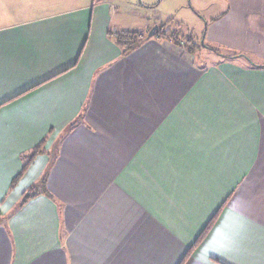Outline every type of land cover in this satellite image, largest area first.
<instances>
[{"label": "crops", "instance_id": "crops-1", "mask_svg": "<svg viewBox=\"0 0 264 264\" xmlns=\"http://www.w3.org/2000/svg\"><path fill=\"white\" fill-rule=\"evenodd\" d=\"M212 2L207 42L264 62V0ZM116 3L0 0V264H181L217 213L183 264H264V69L125 54Z\"/></svg>", "mask_w": 264, "mask_h": 264}, {"label": "rangeland", "instance_id": "rangeland-1", "mask_svg": "<svg viewBox=\"0 0 264 264\" xmlns=\"http://www.w3.org/2000/svg\"><path fill=\"white\" fill-rule=\"evenodd\" d=\"M116 4L118 21L126 31L143 32L147 36L158 26L160 32L169 36L192 39L195 46L200 47L198 52L202 56L219 57L203 47L204 42L209 44L206 29L207 16L212 14V0H119ZM154 38L165 39L160 34Z\"/></svg>", "mask_w": 264, "mask_h": 264}, {"label": "trees", "instance_id": "trees-1", "mask_svg": "<svg viewBox=\"0 0 264 264\" xmlns=\"http://www.w3.org/2000/svg\"><path fill=\"white\" fill-rule=\"evenodd\" d=\"M158 34H160V36L162 38L174 40L175 42H177L178 44L182 45L184 48L189 50L191 53H195V52H198L200 50L199 49L200 47L195 46L192 39H187V38L185 39V37H183L182 39H179L177 37V35L169 36V35L163 33L162 31L160 32V28H159ZM115 38H116L117 44L123 48V52L126 54L130 51H133L134 49L139 47L141 44H143L146 41V34H143L141 32L121 31V32L117 33ZM203 47L206 50H208L212 53L218 54L219 56H222L226 59L232 60V59H237V58H243L252 67L264 69V62H260V61L255 60L251 55H249L247 53H233V52H230V51L223 49L222 47L206 44L205 42L203 44ZM73 126H74V124L71 125L70 130L73 128ZM42 152H43V150H42V145H41V146L33 149L29 155L25 156V158H24L25 162L23 165L22 172L14 179L12 186H14L18 182V180L22 177L24 172H26V170L32 164V162L34 161L36 156ZM46 179H47V176H45L43 178L40 185L34 186V187L30 188L29 190L25 191V193L23 194V197H22L21 205L26 204V202H28L30 199H32L34 197H37L38 195L45 194L48 197L52 198V195L50 194V192L46 188ZM217 217H218V213L211 219V221L208 223L206 228L202 231V233L198 237L197 241L195 242L193 247H191V249L189 250V252L187 253L186 257L184 258V260L181 264L184 263V261L189 256L191 251L194 250V248L197 247L204 240V238L207 236V234L209 233V231L213 227Z\"/></svg>", "mask_w": 264, "mask_h": 264}, {"label": "water", "instance_id": "water-1", "mask_svg": "<svg viewBox=\"0 0 264 264\" xmlns=\"http://www.w3.org/2000/svg\"><path fill=\"white\" fill-rule=\"evenodd\" d=\"M159 33V27L156 26L154 27V29H152V31L146 36V40H150L153 37H155V35H157Z\"/></svg>", "mask_w": 264, "mask_h": 264}]
</instances>
